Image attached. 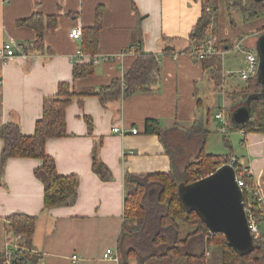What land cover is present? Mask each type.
<instances>
[{
    "label": "crops",
    "instance_id": "0c3cea01",
    "mask_svg": "<svg viewBox=\"0 0 264 264\" xmlns=\"http://www.w3.org/2000/svg\"><path fill=\"white\" fill-rule=\"evenodd\" d=\"M98 6L104 7V15L98 51L92 59L88 53L78 55L82 40L70 38L69 32L76 26L83 31L93 27ZM220 9L219 40L231 43L229 51L239 50L244 57V49H254L264 31V17L246 21L239 9H228L226 0H220ZM202 10V0H0V46L10 42L16 52L10 59L0 58V128L17 122L24 134H34L45 99L57 94L60 82H70L74 96L66 113L67 135L49 139L46 152L55 159L59 174H76L80 181L72 204L45 208L44 184L35 174L43 160L10 158L3 167L0 138V254L9 242L10 216L23 213L37 218L31 251L36 264H122L105 258L104 253L108 248L118 252L126 174L173 169L158 135L146 132V120H157L162 128L188 129L204 113L201 95L212 91L227 101L225 92L214 87L210 64L215 57L221 59L225 90L237 85L232 82L235 72L226 69L228 51L204 62L185 51ZM34 14L43 15L46 22L56 19V26L44 30L43 48L35 46L36 30L19 24ZM132 46L135 52L121 54ZM167 46L174 47V52L163 51ZM136 50L157 54L160 85L152 92L102 103L97 91L115 79L123 80ZM87 63L93 64V75L74 78V66ZM198 99L203 100L199 108ZM228 105L232 108L235 103ZM228 105H224L226 112ZM227 122L225 132L221 122L215 128L229 137L233 148L229 154L250 169L264 204V133L234 130L228 116ZM208 123L210 136L214 129L210 119ZM116 126L126 133L113 132ZM233 138L240 141L237 146ZM96 146L98 158L111 170L109 180L94 171ZM259 228L264 234V220ZM128 264L137 262L131 258Z\"/></svg>",
    "mask_w": 264,
    "mask_h": 264
},
{
    "label": "trees",
    "instance_id": "16d2710c",
    "mask_svg": "<svg viewBox=\"0 0 264 264\" xmlns=\"http://www.w3.org/2000/svg\"><path fill=\"white\" fill-rule=\"evenodd\" d=\"M202 1V15L190 34V44L185 51L193 54L198 52L208 36L213 37L217 54L231 50L233 48L231 43L219 40L220 0ZM226 3L229 10L239 9L246 21L264 17V1L226 0ZM103 15L104 7L98 6L95 25L83 31L82 49L92 56L98 51ZM19 24L33 27L37 32L35 46L43 48L45 28L54 27L57 23L55 18H47L46 22L43 15L34 14L20 21ZM174 50V47L167 46L163 51L174 52ZM246 50L248 49H244V53ZM249 50L257 52L256 44L254 49ZM214 55L201 61L215 57ZM210 66L215 90L233 97L235 105L232 109L243 105L251 109V117L246 124L231 123V128L246 133H264V84L259 80L258 71L242 85L225 90L223 81L221 79L217 81L222 67L221 59L215 57V63ZM93 73L92 63L76 64L73 69L74 78L88 77ZM160 83L157 54L138 50L136 59L125 71L123 80H113L110 85L101 87L96 94L105 104L121 97L127 98L137 93L152 92ZM73 96L70 82H60L57 94L45 99L42 117L36 122L35 132L32 135L24 134L17 122H8L0 128V138L3 141L1 151L3 167L10 158L43 160L42 166L35 169V174L44 184L45 208L72 204L77 197L79 177L76 174H59L55 159L46 152V143L49 139L67 135L66 113ZM202 103L203 100L198 99V108ZM209 114L208 110L207 112L204 110L201 117L188 129L178 126L162 128L157 120H146V132L158 135L171 157L173 169L170 172L126 174L124 222L118 242L122 264H128L131 258L135 259L137 264H152L151 260L154 258H167L168 264H264V234L261 233L260 228L258 237L254 238L253 249L248 253H241L230 246L224 234L211 233L198 212L187 209L180 200L179 187L182 184H191L207 176L221 163L219 161L221 155L206 152L210 133ZM88 123L91 129V121ZM223 136L224 142L231 148L229 137ZM194 139L197 140V150L190 160L186 156L189 143ZM230 155L232 154L224 157ZM93 168L102 179L112 178L109 167L98 158L97 146ZM244 178L248 186L256 185L253 175H246ZM244 199L247 205L249 195L246 192ZM255 204V217L260 226L264 220V212L257 201ZM36 224L35 216L13 214L9 218L8 238L12 240L22 235L24 240L22 244L32 250ZM183 225L192 228L185 236ZM30 254L28 252L24 256L23 262L36 264L35 255ZM2 257L3 254H0V263Z\"/></svg>",
    "mask_w": 264,
    "mask_h": 264
},
{
    "label": "water",
    "instance_id": "95a60500",
    "mask_svg": "<svg viewBox=\"0 0 264 264\" xmlns=\"http://www.w3.org/2000/svg\"><path fill=\"white\" fill-rule=\"evenodd\" d=\"M256 50L259 80L264 84V31L257 39ZM250 117V107L243 105L234 109L231 123L244 125ZM179 195L187 209L198 212L204 219L211 233L224 234L230 246L241 253L253 249L254 236L245 209L244 193L238 185L233 165L223 164L191 184H182Z\"/></svg>",
    "mask_w": 264,
    "mask_h": 264
},
{
    "label": "built area",
    "instance_id": "2783aa9c",
    "mask_svg": "<svg viewBox=\"0 0 264 264\" xmlns=\"http://www.w3.org/2000/svg\"><path fill=\"white\" fill-rule=\"evenodd\" d=\"M6 1H8V0H6ZM69 36H70V38L75 39L77 41L83 40V29H82V27H80V26L73 27L69 32ZM131 51L135 52V49L133 46L130 47L129 49L123 51L121 54L124 55L128 52H131ZM217 53H218V51L215 47L213 37L208 36L206 41L203 42V44L201 45V49L198 52H194V54L192 53V55L194 57L196 56L197 60L201 61L202 59H204L208 56H212V55L217 54ZM78 55L85 56L86 53L83 50H80V51H78ZM13 56H16V52H15L13 44L10 42L3 43L0 46V58L2 60H7ZM95 58H96V55H93L92 59H95ZM107 59L108 58H106L105 60H107ZM245 64H246V67L240 69L238 71V73L241 75L242 79L247 80L252 74H254L258 71V66H259L258 53L253 51V50H246L245 51ZM215 117L219 121H221V123L223 124L222 131L225 132L226 131L225 127L228 124L226 108L224 107V108L220 109L215 114ZM113 132L124 135L126 133V130L124 128L116 126L113 128ZM132 132L134 134H137L138 130L136 128H133ZM219 161L221 163L216 168H218L219 166H221L223 164H230V165H233L235 167L236 173H237L238 185L242 188L244 194L246 192L249 195L247 205L245 204V199H244V204H245V209H246V213L248 216V221H249V225L251 228L252 235L254 236V238H256L259 235V225H258V222H257L256 217H255V212H256L255 202L257 201V203H259L260 206L264 205V204H263V197H262L257 185L250 187L245 182L244 177L246 175H252L251 171L248 167L243 165L241 163L239 157H237L235 155H230L227 157L222 156L219 159ZM250 196H252V198H250ZM263 208L264 207L261 206L262 210H263ZM8 224H9V221H8ZM8 241L9 242H8L7 248L3 253V257H2L0 264H27V263L23 262V258H24V256H26V254L28 252L30 253L32 250H29L27 247H25L22 244V242L24 241L23 236L19 235L15 239H12V240L8 238ZM104 257L105 258H111L117 262H120L119 252L115 253L112 248H108L105 251ZM72 258L74 261H78L77 255L72 256Z\"/></svg>",
    "mask_w": 264,
    "mask_h": 264
},
{
    "label": "rangeland",
    "instance_id": "374dc122",
    "mask_svg": "<svg viewBox=\"0 0 264 264\" xmlns=\"http://www.w3.org/2000/svg\"><path fill=\"white\" fill-rule=\"evenodd\" d=\"M244 59H245V56L243 57V55L239 53V50L228 51L226 56L224 57V61L227 64L226 69L227 70L232 69V70H230V71H232L231 73L235 72V75H233L234 78L232 79V82L237 84V85H242L245 81L244 79H242L241 75L238 73V71L240 69L246 67V64H244ZM229 67H232V68H229ZM220 79H221V74H220L217 81H219ZM201 98L204 100V104H205L202 107V110L205 109V112H207L208 108H210V115H209L210 125L214 129V131H212V134H210V136H209L208 143L206 146V152L214 154V155H221V156L228 155L229 153H231L233 148H229L227 146V144L224 142L223 134L217 132L215 127L221 121H219L218 119L215 118V114L218 110H220V108L221 109L224 108L225 107L224 105H228V103L233 102L234 99L232 96H227L226 97L227 101H223L220 94L214 93L212 91H207L206 94H204V96L201 95ZM216 98H218V102H217ZM230 106H232V105H228V108H227V116L229 117L230 120H232L234 109H232L233 107L230 108ZM216 123H217V125H216ZM220 127H221V125H220ZM235 138L238 139V135H235ZM235 138H233V141L235 143V146H237L240 143V141L235 139ZM191 142L189 143L188 154L186 156V158H188V159L190 158V160L193 159L194 154L197 150V140L194 139ZM234 149H236V148H234ZM183 228H184V236L187 234L188 231H190L192 229L190 226H187V225L184 226ZM30 253H31L30 254L31 256L35 255L32 252H30ZM151 262H152V264H168L169 260L167 258H165V259L154 258L151 260Z\"/></svg>",
    "mask_w": 264,
    "mask_h": 264
}]
</instances>
